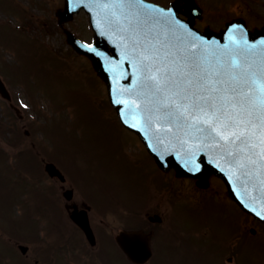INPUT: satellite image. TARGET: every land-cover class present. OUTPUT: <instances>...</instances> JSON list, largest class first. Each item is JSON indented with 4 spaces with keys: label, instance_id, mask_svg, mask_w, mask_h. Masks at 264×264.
I'll return each instance as SVG.
<instances>
[{
    "label": "rangeland",
    "instance_id": "374dc122",
    "mask_svg": "<svg viewBox=\"0 0 264 264\" xmlns=\"http://www.w3.org/2000/svg\"><path fill=\"white\" fill-rule=\"evenodd\" d=\"M19 1L24 3L26 0ZM34 1L35 0H33V2ZM54 1L57 0H45L43 5L45 10L42 13L46 12V14L36 12L38 11L37 9L31 12L36 13V16H40L43 19L47 18L46 20L48 24H44L43 29L48 26L50 34L47 35L39 30L34 31L31 34L34 37L42 39L51 49L58 50L59 53L64 54L71 69L62 62L52 60V57L45 49H43L44 55L41 49L39 47V49L37 47L35 48V45H32L29 40L28 42L30 46H23L16 37L10 36L8 38L5 36L7 34L6 31H4V33L1 32L3 36L0 35V38L5 37L9 46L17 48L15 55L13 54L15 52L13 48L8 50L4 49V46L0 43V61L10 63V65L6 63L7 69L1 67L2 69H5L4 71H1L4 74H8V77L5 75L4 78L8 89H10L12 93L11 97L13 102L16 103L15 101L18 100V102L23 105L24 109H26L27 114L21 120L14 115L15 113L11 115V113H8L6 110L8 102L0 97V150L7 156V161L10 160V163H12V158L9 156L17 153L18 150H25L23 148H26V150L30 149V142L26 139L27 135L23 138H16V134L19 132L25 135L24 130L27 128L32 132L28 134V137L29 135L31 136L32 141L36 143L38 149H40L43 144L47 146L50 145L48 141L47 143L45 139H41V135L43 137L44 135L51 136L53 143L56 145L55 151L63 154L64 161H69L68 165L72 168V171L77 178L81 176V178L84 180L87 179V181H96L99 179L104 180L106 181L104 184L107 185L108 189L117 187H121L122 189V187H129L130 189L137 190L142 188V181L133 178L134 169L131 163L128 162V160H125L122 156L124 151L128 150L127 153L131 154L132 158L138 159V156H140L139 149L141 148L137 144L138 140H136V137L133 136L131 132L127 129H123L117 124L115 119L105 113L106 106L105 101L102 98L106 92L105 85L103 84V87L100 85L95 74L90 71H88V73L86 72V67H91L87 61L83 58L78 59L67 56L70 50L67 49L69 47L65 42L64 34L58 31V29L51 27V25L55 26L56 23L54 14L50 12L52 7L50 2ZM47 3H50V8L47 7ZM25 5L28 6V4ZM4 17L8 23L11 19L12 21L17 22L20 18L15 15L12 16V14L0 9V20H3ZM84 21V17L81 15L78 17L77 23H72L68 26L69 28L74 27L77 29V25L83 35L87 36L89 33L91 34V32H89L88 28L85 32V29L83 28ZM85 22L88 25L87 21ZM13 55H15V64H12ZM8 69L12 71V78H14V80L10 77L9 73L11 72H9ZM71 70H74L73 73L83 77V79L86 75V78L90 82L89 86H78ZM12 81L23 84V86L28 88L33 94H40L37 99L39 101L40 98L41 102L37 109H39L42 114L39 112L40 116L38 120L37 117L35 118L38 113L36 111L33 112L30 103H28V106L26 105L29 98H27V93L23 91L24 88L17 85V83L14 85ZM99 87L101 88V91L99 90ZM49 101L52 102L53 107L58 111L56 118H51L53 114L52 111L49 114L44 113L48 110L46 107ZM53 119H55L54 122L48 128V126H46L47 123ZM3 126H6L7 131H10L11 140L15 145H9L11 140L4 137V128H1ZM42 129L46 130H43V132H45L44 135ZM130 149L132 150L129 151ZM27 157V153L22 154L18 163L21 161L22 163H26ZM31 161L36 163L33 157L30 158L29 162ZM24 167L26 168V166ZM40 175L41 174L32 170L30 174L26 175V180L22 178L26 183H22V181H18L16 178L18 175L12 169L11 164H9V166L4 165L0 168V186L3 191L13 190L11 195L20 193L21 189H26L28 195L33 198V207L28 209V212L33 214L40 211L41 205L35 201L32 192L33 189L29 188V186L43 183L47 187L50 184L49 182H51L46 176L41 178ZM26 185L29 186L25 188ZM185 187L187 186L185 185ZM99 188H101V183H99ZM19 195L21 196L20 199L15 202L16 205L15 203L13 205L14 208L16 206V209H12L14 216L17 214L15 213L17 208H19L17 205L21 206L19 209L20 212L24 209L22 201L26 197L21 194ZM0 207L3 214L8 212L7 206ZM223 207H226L227 209L225 211L227 215L226 219L222 217ZM176 208L179 207L176 206ZM204 208V220L196 221L193 219L194 214H192V212L194 209L192 208H190L191 213L183 215L181 220L186 223L187 228H194V226H200L204 224V222L207 223L212 231L209 227H205L204 230H207L205 235L212 237L209 239L210 241L207 240L208 237H202L206 246L210 244L213 237L215 240L221 241V237L217 233L225 235V232L229 231L227 222L233 219V217L243 216V214L237 208L233 207V205L227 200L221 201V199L219 200L217 198H214L213 200L208 199L205 201ZM113 216L115 215L108 214L110 220ZM21 224L26 227V230L33 229V225L32 227L30 226L31 223L29 218L26 219L23 217ZM177 229L179 235L183 234V230L179 226H177ZM40 230H43V228H39V231ZM214 232H217L216 235ZM244 236L245 233L243 232V237ZM194 241L199 242L197 239H194ZM162 244L167 248L171 247L169 238H163L161 245ZM238 246H240V244H238ZM188 248L189 246L185 251L188 252ZM103 252L109 256V258L107 257V261L109 262L110 259L113 264H115V262L121 257L115 244L112 242H109V244L106 245ZM182 252V250L181 252L173 250L164 255L161 263L153 262V264H171L172 258L174 259L175 256L179 259L178 262L180 264H201L200 259L196 255L189 252L190 255L184 257ZM207 254L211 255V253ZM262 258H264V243L250 239L238 260L239 264H260ZM120 261L124 262L123 260ZM218 261L226 263L223 255H219Z\"/></svg>",
    "mask_w": 264,
    "mask_h": 264
},
{
    "label": "water",
    "instance_id": "95a60500",
    "mask_svg": "<svg viewBox=\"0 0 264 264\" xmlns=\"http://www.w3.org/2000/svg\"><path fill=\"white\" fill-rule=\"evenodd\" d=\"M147 6L141 14L142 20L138 26L141 32H143L144 24L151 20L146 18L152 15L167 17L172 22L175 21L174 17L167 12L163 11L162 14L158 7ZM64 14L70 15L71 12L68 10ZM175 23L183 28L180 41L166 33L168 35H164L162 40L159 39V41H166L161 43L154 41L153 44L145 47L151 50L152 60L148 63L154 73L155 69L164 70L165 66L175 70L180 65V53L185 50L204 52L213 63L217 58L225 64L230 62L231 58L227 56L232 47L227 37H233V30L228 31L226 37L223 38H214L209 35L202 38L191 29L190 25L187 24V27L178 20ZM121 29L125 33L123 38L132 37L134 32L131 27L126 25ZM189 32L195 35L189 36ZM98 34L104 42L109 43L115 36V31L112 28L110 30L105 28V30H98ZM119 36L121 40L122 33ZM192 40H195V43L190 42ZM262 42H264V37L260 35L255 37V40H247L246 46L242 48V51H246L247 61L254 57L249 63L255 70H259L264 65V43ZM254 44L258 46L255 47ZM121 46L122 42L120 45L114 44L116 53L111 58L103 52L105 46L101 40L95 49L79 46L78 51L86 53L91 58L97 73L108 84L112 104L116 107L124 125L138 132L147 147L158 157L157 162L161 167L166 168L170 165L178 167V174L206 177L209 173H215L222 176L229 186L231 196L238 200L240 206L264 221V146L257 144L255 148L248 149L239 141L230 145L223 143V140L217 142V146H213L201 140L200 132L207 134L210 130L203 124L188 127L179 121L175 123L164 121L158 115L149 118L147 110L153 107V104L151 97L147 96L142 89L146 75L143 69L145 48L135 50L134 56H140L137 61ZM240 61L244 67L249 64L243 60ZM243 87L248 90L249 85L245 84ZM0 90H4L1 83ZM189 119L191 120V117ZM201 128L203 131L198 130ZM255 142L254 138L253 143Z\"/></svg>",
    "mask_w": 264,
    "mask_h": 264
},
{
    "label": "snow or ice",
    "instance_id": "6c2138e0",
    "mask_svg": "<svg viewBox=\"0 0 264 264\" xmlns=\"http://www.w3.org/2000/svg\"><path fill=\"white\" fill-rule=\"evenodd\" d=\"M103 6L128 9L137 16L148 7L141 0H118L115 5ZM144 51L146 75L142 89L153 104L147 110L149 118L158 115L164 121H179L188 127L203 124L213 131L214 126L236 129L239 131L233 132L232 143L239 141L248 149L257 144L264 146V65L259 70L250 63L244 67L238 55L227 64L219 58L213 63L204 52L185 50L180 53V65L175 70L165 66L154 73L148 63L152 60L151 50ZM245 84L249 85L247 91L243 90Z\"/></svg>",
    "mask_w": 264,
    "mask_h": 264
},
{
    "label": "flooded vegetation",
    "instance_id": "af4514ba",
    "mask_svg": "<svg viewBox=\"0 0 264 264\" xmlns=\"http://www.w3.org/2000/svg\"><path fill=\"white\" fill-rule=\"evenodd\" d=\"M173 1V0H169ZM199 1L198 4L202 7V6H207L208 5L210 7H214L216 6V4L218 3L220 4H225L227 5V3H232L231 0H197ZM242 3L244 0H241ZM257 1V0H256ZM205 4V5H204ZM207 4V5H206ZM238 10V9H237ZM2 217H0L1 219ZM1 235V234H0ZM7 241H4V239H2V237H0V254L5 252V248L10 249L11 253L10 254H16V256L14 258H12L11 256H8V260H11L13 263L15 262V264H53L54 258H50V261L48 262V255L49 253L47 252L46 249L41 248L40 245H36L33 242H30L27 244V248L28 250L26 252H24V254H19L15 249L18 248V243L19 241L15 238H12L10 235L6 236ZM15 247V249H14ZM19 251V249H17ZM20 252V251H19ZM55 263L58 264V262L56 261Z\"/></svg>",
    "mask_w": 264,
    "mask_h": 264
}]
</instances>
